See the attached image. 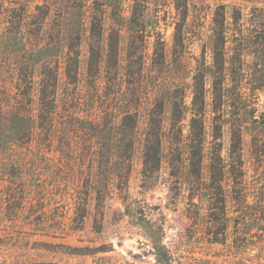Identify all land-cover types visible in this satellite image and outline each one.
<instances>
[{
    "label": "rangeland",
    "instance_id": "obj_1",
    "mask_svg": "<svg viewBox=\"0 0 264 264\" xmlns=\"http://www.w3.org/2000/svg\"><path fill=\"white\" fill-rule=\"evenodd\" d=\"M68 1L71 0H0V124L10 113L15 116L20 112L23 117L16 119L15 126L35 127L37 75L32 84V102L25 99L14 108L16 95L23 89L16 88L25 85L18 82L16 71L24 54L21 34L33 31L35 36L27 45H37L40 37L36 32L45 13L46 30L55 33L63 15L65 30L73 22L80 25L82 32L79 83L66 79L63 62H59L58 93L67 102L59 106L54 136L46 137L45 131L40 135L34 130L31 139L24 137L0 154V264H156V251L148 235L157 229L169 253L167 264H264V85L256 91L255 98L249 93L242 110L226 104L223 112H213L211 85L215 17L222 11L230 17L232 7H240L246 28L254 22L261 25L264 0H187L185 46L179 56L173 53V32L180 14L172 0H161L162 5L147 10L150 36L146 48L143 47L147 59L140 93L147 99L157 90L179 87L185 110L180 136L183 144L190 134L192 76L195 68L205 63L206 106L202 120L206 181L210 149L219 148L226 159L231 147V128L242 127L247 191L243 188L239 194L231 190V177L225 175V230L224 225H216L209 218L210 192L206 185L195 191L198 194L192 201L193 192L185 182L188 176L180 180L169 167L167 156L172 139L168 136V106L163 115V156L159 168L152 171L144 169L146 110L140 112L138 128L128 130L125 136L119 135L114 123L117 114L106 116L99 127L92 121V116H96V110L92 111L94 100L99 101V107L103 104L116 107L121 98H127L122 95L124 90L130 93V88L122 75L116 82L106 78L99 80L97 88L91 86L87 79L90 1ZM68 11H76L69 21ZM122 13L130 15L131 0L123 2ZM114 27H122L119 51L122 70L127 32L108 16L106 37ZM161 47L166 51L163 64L158 61ZM37 57L33 59L37 61ZM246 59L250 61L252 57ZM217 127L222 131L218 141L214 138ZM97 135L109 145L104 157L110 159L109 167L98 171L97 156L90 143ZM124 137L133 143L129 160L114 148Z\"/></svg>",
    "mask_w": 264,
    "mask_h": 264
},
{
    "label": "trees",
    "instance_id": "obj_2",
    "mask_svg": "<svg viewBox=\"0 0 264 264\" xmlns=\"http://www.w3.org/2000/svg\"><path fill=\"white\" fill-rule=\"evenodd\" d=\"M89 1L87 79L92 87L97 88L100 79L108 78L109 82L113 80L116 82V79L122 75L121 78H124L128 84L127 88H130V93L124 90L125 94L122 93V95L127 98H121L116 107L104 106L107 104L99 107V101L94 100L92 105L95 106L92 111L96 110V116H92V121L99 127L106 116L112 117L113 114H117L118 117L114 123L119 130V135L125 136L128 130L135 131L138 128L140 112L146 110L144 169L152 171L159 168L163 156V115L168 106L170 108L168 136L172 139L169 141L171 148L167 156L169 167L180 180H184V177L188 176L185 177V182L193 192L192 201L193 196L198 194L195 191L202 190V186L206 185L205 189L210 192L208 198L209 218L216 225H224L223 229L225 230L227 228V201L223 184L225 175L228 174L231 177V190H235L239 194H242L241 189L243 188L246 189L244 192L247 191L246 170L242 155V127L236 125L231 128V147L226 159L221 155L219 148L210 149L209 177L206 181L203 177L205 126L202 120L206 106L207 71L205 63L201 62L195 68L192 76L190 134L189 140L183 144L180 136L182 134L181 121L184 118L185 110L179 87L173 90L170 86L165 87L160 89L161 91L157 90L147 99L143 96V92L140 93L147 59L144 48H146L150 36L147 10L151 6L157 8L163 3L161 0H131V13L124 16L122 10L125 0ZM172 3L180 14L178 20L175 21L173 32V53L179 56L185 46L184 27L188 17V4L187 0H172ZM232 8L230 17L227 16L226 11H222L214 19L211 75L213 112H223L226 104L242 110L249 93H252V98H255L256 91L264 85V23L259 25L254 22L246 28L243 9ZM155 11L157 10L155 9ZM45 14L40 19L39 26L41 27L36 32V36L40 37V42L37 45L32 47L27 45L29 40L35 36L31 33L33 31L28 30V33H22V36L18 35L20 33L17 34L19 37L21 36L20 42L23 45L22 54H24L17 62L16 71L18 82L22 81L25 85L19 84L16 88L21 90L22 87L23 89L16 95L14 108L17 109V105L23 104L25 99L32 102V84L37 75L35 127L18 129L14 122L19 119L18 117L23 116L20 112L15 116H11L12 113H10L8 119L0 124V154L4 148L21 141L24 137L31 139L34 130L39 131L40 135L41 131H45L46 137L54 136V131L57 129L56 116L59 106L63 102V98L61 99L58 93L60 61L63 62L66 79L76 84L79 83V45L82 42L80 25H73V22L68 23V29L65 30L63 20L66 22V19L62 15V19L58 22V27L53 33L45 29L47 19ZM75 15L76 11H68V21ZM108 16L111 19H116L127 32L122 70L119 61L122 27H114L106 37ZM232 25L234 29L230 28ZM160 50L158 61L163 64L166 62V51L164 47H161ZM35 55L38 56L37 61L33 59ZM247 56H251L252 60L248 61ZM84 100H88V98L84 97ZM65 102L67 101L64 99L62 105ZM253 120L257 122V119ZM93 128L95 129V127ZM216 130L217 134L214 138L218 141V138L221 137V127H217ZM100 140L98 135L90 140V143L93 144L92 151L97 156L95 168L97 171L99 168L110 165L109 157L107 159L104 157L108 155L106 149L109 145ZM116 144L114 148H117L121 157L129 160L133 149L132 139L120 138ZM84 216L83 213L82 218ZM148 236L152 239L153 248L156 251V264H167L169 253L161 241L158 229L153 230Z\"/></svg>",
    "mask_w": 264,
    "mask_h": 264
}]
</instances>
